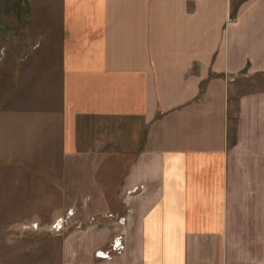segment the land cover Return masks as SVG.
I'll use <instances>...</instances> for the list:
<instances>
[{
    "label": "crops",
    "instance_id": "crops-1",
    "mask_svg": "<svg viewBox=\"0 0 264 264\" xmlns=\"http://www.w3.org/2000/svg\"><path fill=\"white\" fill-rule=\"evenodd\" d=\"M27 1L0 69L34 90L2 149L118 206L64 238L62 264H264V0ZM122 121L142 145L92 180L90 134Z\"/></svg>",
    "mask_w": 264,
    "mask_h": 264
},
{
    "label": "rangeland",
    "instance_id": "rangeland-1",
    "mask_svg": "<svg viewBox=\"0 0 264 264\" xmlns=\"http://www.w3.org/2000/svg\"><path fill=\"white\" fill-rule=\"evenodd\" d=\"M239 1L234 0V5ZM29 13L27 0H0V66L2 42L6 37L3 31L13 30V36H16L15 31L23 30L16 17L19 15L26 19ZM11 73L16 74V71H6L4 74L0 69V264H62L64 238L75 230H81V224L87 220L97 221L101 213L107 212L109 214L104 213V216L112 217L111 210L118 206L112 198H70V194L78 195L81 192L76 189L75 193L70 189L73 185L63 181L66 167L62 162H24L21 156L25 152L2 149L16 147V128L8 126L12 120L9 117L15 113L17 106H21L16 103L20 101L19 97L24 100L23 89L34 90L18 86L17 82L8 84L6 76ZM33 96V93L28 95L30 101ZM6 108L9 109L7 119L1 120ZM3 121L7 126L3 127ZM110 126L112 124H104L97 134L95 130H92L95 134H90L91 144L101 162L97 169L95 166L89 168L92 180L101 171L106 174L107 180H112L117 172L123 175L126 171L124 165L142 145L143 135L135 140V136L129 132L133 128L130 129L125 122H120L121 134L118 136L111 135ZM8 127L9 132L4 133ZM50 153L52 151L48 155ZM31 155L33 152H29ZM48 155L47 161L50 159ZM115 163L119 164L118 168L114 167ZM71 173L69 171L68 175ZM111 182H105V187L110 191L113 189ZM92 187L90 184L87 191H92ZM114 244L109 247L111 251L113 246H119L118 242Z\"/></svg>",
    "mask_w": 264,
    "mask_h": 264
},
{
    "label": "built area",
    "instance_id": "built-area-1",
    "mask_svg": "<svg viewBox=\"0 0 264 264\" xmlns=\"http://www.w3.org/2000/svg\"><path fill=\"white\" fill-rule=\"evenodd\" d=\"M115 243V242H114ZM117 243H115L114 245H116ZM101 254H104V252L102 253V252H100ZM98 254V253H97ZM101 254H98V255H101Z\"/></svg>",
    "mask_w": 264,
    "mask_h": 264
}]
</instances>
